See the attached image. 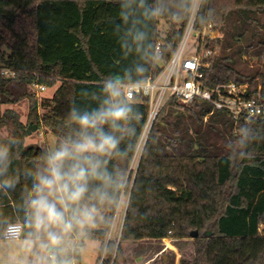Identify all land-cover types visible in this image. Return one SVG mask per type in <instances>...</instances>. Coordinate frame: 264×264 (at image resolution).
I'll return each instance as SVG.
<instances>
[{"label": "trees", "instance_id": "1", "mask_svg": "<svg viewBox=\"0 0 264 264\" xmlns=\"http://www.w3.org/2000/svg\"><path fill=\"white\" fill-rule=\"evenodd\" d=\"M155 2L147 0L150 6ZM162 2L168 5L165 14L144 21L145 43L152 46L148 51L155 53L160 43L161 54L152 60L122 51L123 28L114 31L121 23L117 0H0L1 62L18 71L15 78L0 77V105L20 102L36 82L56 87L42 105L30 97L26 122L14 110L0 115V145L11 150L7 175L16 180L14 189L0 191V214L19 222V201L31 184L26 173L49 151L26 146L30 124L62 139L72 131L67 116L73 102L81 108L96 106L82 90L98 94L106 75L134 64L147 69V79L162 72L189 19L170 14L178 10V0ZM199 15L204 19H197L196 31L211 22L217 38L209 45H221L220 54L202 69L204 84L248 85L250 95L260 93L264 101V0H206ZM161 21L168 24L165 37ZM247 55L258 59L256 66H247ZM134 104L142 114L137 123L141 136L147 107L138 99ZM39 107L48 109L42 117ZM134 155L108 165L123 171L122 191L129 200L118 242L93 233L89 238L103 241L98 263L104 255L102 264H155L150 253L139 258L141 245L186 239L198 231L194 259L182 264H264V122L236 125L226 111H213L204 102L173 105L163 109L153 125L136 170L131 169ZM116 209L103 208L106 220L95 229L108 235Z\"/></svg>", "mask_w": 264, "mask_h": 264}, {"label": "clouds", "instance_id": "2", "mask_svg": "<svg viewBox=\"0 0 264 264\" xmlns=\"http://www.w3.org/2000/svg\"><path fill=\"white\" fill-rule=\"evenodd\" d=\"M118 17L114 31L123 34L119 41L125 55L133 52L156 59L146 45L144 21L160 17L168 10L162 0L148 5L147 0H117ZM206 0H178L179 18H192L193 26ZM170 11V10H169ZM211 13L213 9L209 8ZM147 69L134 64L122 73L108 74L100 92L81 95L96 102L95 107L69 106L67 119L72 131L47 151L34 169L27 171L31 184L21 195L19 222L0 214V264H75V255L106 217L102 209L124 205L126 178L114 159H128L130 153L147 151L148 140L137 130L142 114L134 104L136 86L148 92ZM134 76L136 78H134ZM124 145L121 147V145ZM10 147L0 145V191L15 188L8 177Z\"/></svg>", "mask_w": 264, "mask_h": 264}, {"label": "built area", "instance_id": "3", "mask_svg": "<svg viewBox=\"0 0 264 264\" xmlns=\"http://www.w3.org/2000/svg\"><path fill=\"white\" fill-rule=\"evenodd\" d=\"M193 34L195 42L188 46ZM215 38L217 34L211 22H206L202 30L197 32L192 18L189 17L175 53L157 77L151 76L147 79L151 82L149 91L141 92L140 87L136 86L137 95L134 101L138 99L147 107L142 139L148 140L152 127L163 109L173 105L188 106L194 102L210 104L213 111H226L233 117L236 125L240 122L246 125L264 122V101L261 94L250 95L248 85L231 83L209 88L204 84L202 69H207L209 67L207 60L216 55L215 49L209 45V40ZM155 54L156 57L161 54L160 43L155 48ZM17 73L18 71L11 68H0V77L3 78H15ZM32 85L37 89V94L46 91V87L37 82ZM137 158L140 160V153H135L134 159ZM103 259L104 255L99 264H102Z\"/></svg>", "mask_w": 264, "mask_h": 264}, {"label": "rangeland", "instance_id": "4", "mask_svg": "<svg viewBox=\"0 0 264 264\" xmlns=\"http://www.w3.org/2000/svg\"><path fill=\"white\" fill-rule=\"evenodd\" d=\"M262 23H264V15L261 16ZM159 30L163 37H165V34L168 30V24L164 21H161L159 24ZM195 42V35L193 34L189 41L188 46H190L192 43ZM216 55L218 56L221 52V45L218 43L215 47ZM5 50V48H3ZM244 62L247 64L249 68H252L256 66L258 63V59L256 57H252V55H247L244 57ZM3 67L1 58H0V68ZM55 88H46V91L43 93L37 94V89L34 88L33 85H30L27 87V97L22 99L20 102L12 104V105H0V115L3 114L6 110H14L17 113L21 115L22 121L26 122L28 113H29V107H30V97L33 96L34 100L38 101V104H44L47 103L48 100H51ZM37 94V95H36ZM48 109L39 107L38 113L42 117ZM61 138L59 135L54 134L50 129L43 127L41 130H37L32 132V134L27 138L26 140V146H40V147H49V150L52 149L57 145V142ZM138 160L133 158L131 168L135 170ZM124 205L121 207H117L114 221L112 224V228L110 232L107 235V240H114L115 242L119 241L118 235H120V232L122 230V223L128 203V195L124 193ZM262 231H264V225L261 226ZM203 234L205 236H211L210 231H203ZM87 241V240H86ZM194 240L189 237L186 239H166L163 241H158L155 243H148L141 245L139 258L142 255H146L148 253L152 254V257L154 260H156L155 264H182L183 262H192L194 259ZM88 243V242H86ZM88 248L85 250L86 256L88 259L87 261L90 262V264L94 263L96 264L97 261V252L93 250L92 244L88 243ZM93 255V256H92ZM94 256L96 258L94 259ZM86 257V258H87ZM167 257V262L164 260V258ZM98 263V261H97ZM99 264V263H98Z\"/></svg>", "mask_w": 264, "mask_h": 264}, {"label": "crops", "instance_id": "5", "mask_svg": "<svg viewBox=\"0 0 264 264\" xmlns=\"http://www.w3.org/2000/svg\"><path fill=\"white\" fill-rule=\"evenodd\" d=\"M117 237H119V235ZM106 241H108V240L106 239ZM86 242L92 244L93 250L97 252V261H98V259H99V250L101 249V247L103 245V241L100 240V239H88L87 241H85L83 243V247L79 249V251H78V253H77L76 257H75V264H90V262L86 260V259H88V257L86 256V252H85V250L88 248L87 247L88 243H86ZM95 258H96V256H94V259ZM97 261H96V264H97Z\"/></svg>", "mask_w": 264, "mask_h": 264}, {"label": "water", "instance_id": "6", "mask_svg": "<svg viewBox=\"0 0 264 264\" xmlns=\"http://www.w3.org/2000/svg\"><path fill=\"white\" fill-rule=\"evenodd\" d=\"M37 128H38L37 125L30 124L29 128L27 130L28 135L30 136L32 134V132L37 130ZM92 233L101 237V238L107 237V232L103 229H94V230H92ZM190 236L192 239H196L199 236V232L193 231V232H191ZM164 260L167 262V260H168L167 257H165Z\"/></svg>", "mask_w": 264, "mask_h": 264}]
</instances>
